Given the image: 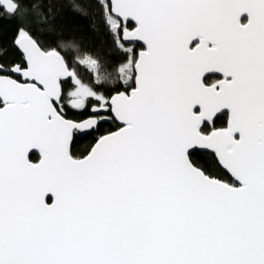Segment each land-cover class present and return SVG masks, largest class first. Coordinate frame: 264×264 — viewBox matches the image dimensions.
I'll list each match as a JSON object with an SVG mask.
<instances>
[{"label":"snow or ice","instance_id":"obj_1","mask_svg":"<svg viewBox=\"0 0 264 264\" xmlns=\"http://www.w3.org/2000/svg\"><path fill=\"white\" fill-rule=\"evenodd\" d=\"M94 2L108 54L0 0V264H264V0Z\"/></svg>","mask_w":264,"mask_h":264},{"label":"trees","instance_id":"obj_2","mask_svg":"<svg viewBox=\"0 0 264 264\" xmlns=\"http://www.w3.org/2000/svg\"><path fill=\"white\" fill-rule=\"evenodd\" d=\"M25 3H29V0H25ZM73 4H79L84 9V12L77 11ZM42 6L45 12H47L49 7L52 9L56 30L54 36H46V39L75 40L85 48L97 49L102 47V51L108 54L110 45L106 43L107 37L103 33L102 26H98L96 30H93L92 22L96 13L94 0H42ZM16 27L17 21L15 18L0 15V49L4 50L3 54L0 55V63L10 65L19 59L20 54L13 45ZM79 71L87 83L91 79L90 73L85 67H81ZM69 117L74 119L84 118V116L75 113H69ZM217 123L220 126L222 121ZM107 129L111 128H101V132ZM95 135L97 134L94 133L86 137L76 136L74 138L76 143L73 146V151L76 154L86 153L90 145L94 143ZM30 157L33 160L37 159L35 154ZM195 158L202 164L203 160L208 159V153L198 151V155Z\"/></svg>","mask_w":264,"mask_h":264},{"label":"water","instance_id":"obj_3","mask_svg":"<svg viewBox=\"0 0 264 264\" xmlns=\"http://www.w3.org/2000/svg\"><path fill=\"white\" fill-rule=\"evenodd\" d=\"M245 16H246V14H245ZM15 47V46H14ZM16 48V47H15ZM16 50L19 52V50L16 48ZM218 75V74H217ZM80 135V134H79ZM80 136H82V135H80ZM199 152H207V151H205V150H198ZM37 155L38 156V152H37V150H31V152H30V156L31 155ZM49 195H51V194H49ZM46 199H47V197H46Z\"/></svg>","mask_w":264,"mask_h":264},{"label":"flooded vegetation","instance_id":"obj_4","mask_svg":"<svg viewBox=\"0 0 264 264\" xmlns=\"http://www.w3.org/2000/svg\"><path fill=\"white\" fill-rule=\"evenodd\" d=\"M244 18H246V16L244 17ZM20 54V53H19ZM105 127H110L111 129H113V125L112 124H110V123H105V124H103L102 126H101V128H105ZM108 130V129H107ZM114 130V129H113ZM77 136H80L79 134H77ZM37 158H38V156H37ZM35 161V160H34Z\"/></svg>","mask_w":264,"mask_h":264}]
</instances>
